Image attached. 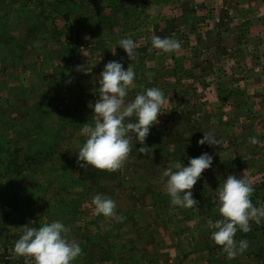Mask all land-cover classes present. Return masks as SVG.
I'll list each match as a JSON object with an SVG mask.
<instances>
[{
    "label": "rangeland",
    "instance_id": "374dc122",
    "mask_svg": "<svg viewBox=\"0 0 264 264\" xmlns=\"http://www.w3.org/2000/svg\"><path fill=\"white\" fill-rule=\"evenodd\" d=\"M176 3L0 0V234L9 240L6 250L0 237V264H35L14 252L15 238L26 224L38 228L57 220L69 229L67 238L81 245L82 253L72 264H126L119 258L100 260L121 250L120 244L137 246L131 251L138 255L154 252L159 234L170 244L180 232L184 243H194L192 248L202 240L213 243L210 255L220 258L226 253L210 237L212 225L222 217L218 205L208 202L215 200L226 177L250 180L255 189L252 202L264 206V56L249 51L241 30L230 28L217 36V30L182 27L196 16L197 8L195 14L185 9L177 17ZM197 18L205 20L202 14ZM153 36L171 37L181 47L164 53L152 47ZM122 38L136 43L135 60L117 46ZM260 52L263 55L264 45ZM112 60L125 69L131 64L136 74L125 104L145 89L158 87L165 97L176 94L177 111L159 116L151 128L144 145L151 148L150 154L140 153L142 145L133 138L121 168L98 179L93 168L79 167L77 151L87 138L81 131L84 124L95 123L88 105L98 99L99 74ZM216 81L222 85L219 94L230 98L217 101L218 92L210 94ZM78 90L83 92L79 99ZM233 101L245 105L237 124L224 116L223 108ZM214 102L223 103L222 108H214ZM208 132L221 144L199 145ZM250 137L259 144H251ZM204 152L214 157L213 164L191 191L207 204L172 206L164 170L187 165ZM98 194L115 202L122 221L95 213L93 198ZM178 210H187L193 219L168 226L170 214L183 213ZM167 250L174 252L172 247ZM228 262L264 264V254L255 260L241 253Z\"/></svg>",
    "mask_w": 264,
    "mask_h": 264
},
{
    "label": "clouds",
    "instance_id": "9594fccd",
    "mask_svg": "<svg viewBox=\"0 0 264 264\" xmlns=\"http://www.w3.org/2000/svg\"><path fill=\"white\" fill-rule=\"evenodd\" d=\"M117 46L124 49L131 61L135 60L136 43L133 39L122 38ZM152 47L171 53L178 51L181 44L171 37L153 36ZM116 48L111 49L113 54H116ZM135 75L131 64L125 69L121 62L115 60L109 61L99 74L98 99L94 104L88 105L94 110L95 123L94 126L85 123L81 129L87 138L77 151L79 167L109 172L120 169L131 151L133 138L142 145L139 148L140 153L150 154L151 148L144 145L151 128L159 123V115L165 113L161 108L166 98L161 89L151 87L125 104ZM249 142L253 145L259 144L256 137H250ZM198 144L215 147L221 143L214 133L208 132L204 133ZM213 160L211 154L204 152L191 158L187 165L181 166L177 163L164 170L163 176L167 177L166 191L172 206L192 208L198 204L191 190L202 173L212 167ZM254 191L250 180L233 174H229L218 187L214 202L218 204L222 219L212 225L215 230L210 239L216 245L222 246L230 260L249 247L246 239H235L237 231L248 233L251 231L250 221L257 225L264 222V206L254 205L251 199ZM93 204L97 215L112 217L117 222L124 219L116 214V204L110 198L98 194L93 198ZM68 231L65 224L58 220L46 222L38 228L26 224L23 234L14 245V252L26 260L34 259L35 264H72L81 255L82 248L79 242L67 238Z\"/></svg>",
    "mask_w": 264,
    "mask_h": 264
},
{
    "label": "crops",
    "instance_id": "0c3cea01",
    "mask_svg": "<svg viewBox=\"0 0 264 264\" xmlns=\"http://www.w3.org/2000/svg\"><path fill=\"white\" fill-rule=\"evenodd\" d=\"M179 1L181 3L178 2L177 0V3H176L177 6L175 7L176 8L175 13L177 17L182 13V10H185V9H189V11L191 9L192 11L190 14L192 13L195 14L194 10L197 8V11L195 14L196 16H193V19L188 18V20L186 21V25H182V27H185V28L201 27L202 29L209 30L210 33L214 30H217L214 33V34H217V36H222L223 33H225L230 28L236 29L238 33H239V30H241L244 33V35H246L245 43H248V45L251 46L249 47V51L252 50V53H256L257 56H264V53L263 55L260 54L261 45H264V0H235L236 4H234L235 2L234 0H179ZM201 14L203 15V18L205 19L202 23L200 22V20H195L198 17V15H201ZM214 34H209V35H212L210 37L216 40V38H214L216 35ZM208 38L209 37L207 35L205 40H208ZM234 39L236 40V37ZM217 42H218V39H217ZM252 45H255L257 47H253ZM87 47H90V45H88ZM226 50L228 52H231V48H227ZM87 52L89 51L87 50ZM214 79L218 80L215 77ZM221 86L222 85H218V81H216L213 86L211 85L210 94L215 93L217 91L218 92L217 97H216L217 101H219L218 99H221L222 101V99L225 100V99H228L229 97L228 95H226L223 98L222 94L221 95L219 94L220 88H222ZM236 87H238V85H236ZM240 88H243V86L242 87L240 86ZM82 94L83 92L78 90L77 95H76L77 98L79 99V97H81ZM92 97L94 99V95ZM73 98L75 99V97ZM165 98H166V102L162 106L161 111L167 114L169 112L170 113L175 112V110L177 111L176 94L172 92L171 96L167 95ZM232 103H233V106L225 105V107L223 108V110L226 112L224 116L225 118H229L230 120L234 118L235 120L234 123H236L237 121L241 120V115H240L241 113H239V111L245 105L243 106L241 103L237 104L234 101ZM217 105L222 108L223 103L217 104L214 102L213 107L215 108ZM163 114L164 113L160 114L159 116L164 117ZM171 121H173V119ZM71 122H73L72 119H71ZM76 123L79 124L78 121H76ZM237 138L238 136L235 135L233 139L237 140ZM228 140L232 141V138H229ZM195 199L198 201V204L199 203H203V205L207 204L205 198L195 197ZM214 201H209L208 203L218 205ZM259 206H262V205H259ZM178 211H181L183 213L177 212L176 214H174V216L170 214V223L168 224L166 223L168 226H171V225L176 226L177 224L183 223V221H191L193 219L192 213H187V210H185V212L182 210H178ZM173 229H175V227ZM21 233L23 234V232ZM22 234L18 236L20 237ZM151 235L152 234L149 233V238H153L151 237ZM18 236L15 239H19ZM183 236L184 234H181L180 232V238L178 237L177 240L173 238L174 242H171L170 244H168L163 234L162 235L159 234L158 242L156 244H152L155 251L150 252L149 250H143V254L139 252L140 253L139 255L131 251V250H136L137 246H134V247L130 246L129 248H126L124 244H120L121 250H118L115 254H113V252L109 253L108 258L105 256H102L100 262H103V260L105 262L107 260L119 258L123 261V263L126 262V264H140L141 263L140 257H143L145 259L146 264H229L226 254H224V256L220 254L219 256L220 258H215L212 255H210V252H213V249H215V247L213 246V243L211 242L207 243V241L202 240L201 241L202 244L196 243V246L195 247L193 246L192 248V245H194V243L193 242H191L190 244L184 243L182 241ZM261 236L264 237V222H262L260 225L256 224V226L251 228V231L248 233L237 231L235 235V239L237 241H239V239L241 238L246 239L249 243V247L243 253L244 255H247V256L251 254L252 257L254 256V259L256 260V258L258 259L259 256H262L264 254V243L261 244V240H260ZM263 241H264V238H263ZM155 242L156 240L153 241L152 243H155ZM170 247L174 249L173 254H172V251L167 250ZM122 249H125V251L128 254L122 252ZM219 253H220V250H219ZM110 263L113 264V261Z\"/></svg>",
    "mask_w": 264,
    "mask_h": 264
},
{
    "label": "trees",
    "instance_id": "16d2710c",
    "mask_svg": "<svg viewBox=\"0 0 264 264\" xmlns=\"http://www.w3.org/2000/svg\"><path fill=\"white\" fill-rule=\"evenodd\" d=\"M27 157H29V156H27ZM26 157V158H27ZM94 169V173L97 175L96 176V178H98L99 179V177H101V176H103V175H106V174H110L108 171H105V170H98V169H95V168H93ZM23 177V176H22ZM96 182V181H95ZM261 186H264V182L261 184ZM259 187V188H262V187ZM259 190L257 189L256 190V193L258 192ZM15 194H19L18 192H15ZM23 197H24V195H23ZM256 201V200H255ZM255 201H253V203H254V205H256V206H258V204L255 202ZM20 202V206H21V202L22 201H19ZM0 230H1V226H0ZM0 237L2 238L3 236H1V234H0ZM3 241H4V244H5V249L7 250V245H8V237L6 236L5 238H2V243H3ZM8 263H9V261H8ZM7 263V264H8Z\"/></svg>",
    "mask_w": 264,
    "mask_h": 264
}]
</instances>
